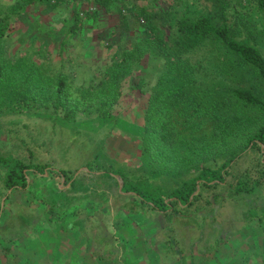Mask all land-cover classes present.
Returning <instances> with one entry per match:
<instances>
[{"label": "trees", "instance_id": "16d2710c", "mask_svg": "<svg viewBox=\"0 0 264 264\" xmlns=\"http://www.w3.org/2000/svg\"><path fill=\"white\" fill-rule=\"evenodd\" d=\"M159 1L0 0V136L11 143L0 146L1 234L16 205L19 238L86 204L111 219L124 205H133L125 213L147 205L208 236L222 221L264 222V0L257 10L251 0ZM68 7L59 65L48 46L17 53L7 45L27 9ZM110 13L119 39L102 38L107 55L81 61L78 74L64 47L85 43ZM127 88L148 95L142 123L115 113ZM23 116L52 121L51 135L29 137ZM104 125L141 141L137 164L85 138ZM90 141L95 152L70 167L72 151Z\"/></svg>", "mask_w": 264, "mask_h": 264}, {"label": "rangeland", "instance_id": "374dc122", "mask_svg": "<svg viewBox=\"0 0 264 264\" xmlns=\"http://www.w3.org/2000/svg\"><path fill=\"white\" fill-rule=\"evenodd\" d=\"M246 1L248 3L249 0H244V3ZM159 2L163 6L165 5V2L161 0ZM250 2L252 10L254 7L257 10L256 1L251 0ZM69 14V7L54 15H41L27 9L21 20L16 22L15 30L8 39L7 45L17 53L24 50L33 51L42 45L48 46L52 50L53 61L57 66L62 59L58 52L59 43L62 32L69 24ZM112 14L106 15V17L108 16L107 20H104L102 26L95 33L87 35L89 38L85 43L76 41V43L64 47L63 56L68 54V58H74L70 68L75 67L78 74L81 75L83 69V66L79 65L81 61L87 64L107 55V51H104L105 48L99 44L102 38L115 41L119 39L117 33L112 30L115 25ZM92 39L95 44L91 42ZM74 63L77 66H73ZM147 97V94L141 93L137 89L132 91L128 88L125 96L124 89V98L116 106L115 113L136 123H142ZM25 124L30 125L29 129L24 127ZM52 124L53 122L48 119L23 116L18 126L20 129L22 128L23 132L30 130L29 137L39 135L42 138L46 132L51 135L48 132H52ZM7 125L9 124L5 126ZM110 127V125H104L98 130L91 128L85 138L91 137L92 140H95L94 142L102 140L106 154L125 162V164H137L141 155V141L131 138L120 127L116 126L112 131ZM128 129L133 130L131 126ZM66 130L62 135H59L62 137L61 139L69 138V131ZM82 139L83 137H81ZM94 142L90 141L81 154L73 150L69 166L83 165L96 150ZM2 145L9 148L11 143L6 142L0 136V146ZM65 182V179L63 182L61 181L60 186L63 187ZM1 198L2 195L0 200ZM132 206L130 205L127 210H125V205L122 206L120 213L111 219V216L106 217L94 213L96 208L86 204L84 210L77 213L78 216L71 214L63 218L62 221H65L60 223L62 226V229H59L60 234L56 230L57 233L44 232L41 237L43 222H40L39 232L36 233L39 237L36 238L34 234L25 232L19 238L21 229L18 227L21 225L18 222L20 220L17 219L16 208L18 207L16 205L12 208L15 214L1 229L3 232L0 233V264H24L22 257L30 258V252L25 249L30 245L28 235L33 236H31L34 248L31 252L33 259L29 260L31 264H40L43 259L48 262L53 260L51 262L54 264H264V222L262 224L253 222L248 225L245 220L242 219V222L238 219L237 225L236 220L226 224L222 221L223 230L213 231L212 236H208L207 233L191 230L193 224L189 219L184 221L186 224L179 222V219L172 222L168 217L162 216L158 210L147 205L137 204L136 206L135 204L134 212L125 213V211L129 212L128 210H131ZM27 219L29 220V216L23 219L24 223H27ZM68 224L75 229L67 232L65 227ZM71 231L76 233L77 240L71 238ZM219 231L225 232L229 236L233 233L234 235L230 238L225 234H216ZM201 234L206 235L207 241H205L206 237L200 239ZM226 237L228 238L226 239ZM224 239L227 240V243H218ZM56 253L63 254L56 259L57 255L52 256Z\"/></svg>", "mask_w": 264, "mask_h": 264}, {"label": "crops", "instance_id": "0c3cea01", "mask_svg": "<svg viewBox=\"0 0 264 264\" xmlns=\"http://www.w3.org/2000/svg\"><path fill=\"white\" fill-rule=\"evenodd\" d=\"M43 222V225H42V227H41V237H43V234H44V232H54V233H57L56 232V230L58 231V233L60 234V230L59 229H62V226L60 225V223H56V222H51L50 220H48L47 218L45 219V220H43L42 221ZM49 225H51L50 227H48ZM55 225V226H54ZM58 225V226H57ZM60 225V226H59ZM66 229L65 230H67V232H69L70 230H74L75 228L72 226V225H66V227H65ZM67 232H64V233H67ZM51 234H53V233H51ZM76 234V233H75ZM75 234L71 231V235H72V237L71 238H75ZM29 237H28V241H29V247L27 248H25L26 250H28L29 252H30V258L29 259H27L26 257H22V259H23V263L24 264H31V263H29V260H32L33 258V256H32V250L34 249L33 248V246H32V241H31V239H32V235H28ZM32 236V237H31ZM35 237L37 238V237H39V235L37 236V235H35ZM76 239V238H75ZM77 240V239H76ZM37 242V241H36ZM62 254L63 253H56V254H52V256H54V255H57V257H56V259L57 258H59V256H62ZM51 261H53V260H51ZM51 261H45L44 259L43 260H41V263L40 264H54L53 262H51ZM10 264V263H9ZM12 264V263H11ZM15 264H17V263H15ZM35 264V263H34Z\"/></svg>", "mask_w": 264, "mask_h": 264}, {"label": "water", "instance_id": "95a60500", "mask_svg": "<svg viewBox=\"0 0 264 264\" xmlns=\"http://www.w3.org/2000/svg\"><path fill=\"white\" fill-rule=\"evenodd\" d=\"M118 178H119V182H120V189H122L123 188V180H122V178L120 176H118ZM63 181H64V179H62V182ZM3 201H4V199H3Z\"/></svg>", "mask_w": 264, "mask_h": 264}]
</instances>
